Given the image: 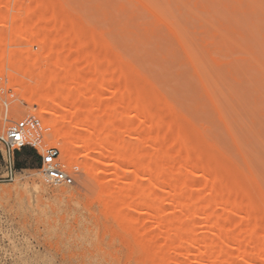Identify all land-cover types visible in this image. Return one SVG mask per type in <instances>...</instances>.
<instances>
[{"label":"rangeland","instance_id":"374dc122","mask_svg":"<svg viewBox=\"0 0 264 264\" xmlns=\"http://www.w3.org/2000/svg\"><path fill=\"white\" fill-rule=\"evenodd\" d=\"M31 116L38 150L0 144V264H264V0H0V135ZM67 119L103 144L69 153Z\"/></svg>","mask_w":264,"mask_h":264},{"label":"built area","instance_id":"2783aa9c","mask_svg":"<svg viewBox=\"0 0 264 264\" xmlns=\"http://www.w3.org/2000/svg\"><path fill=\"white\" fill-rule=\"evenodd\" d=\"M44 138V127L42 122L36 117H28L20 121L12 122L6 131L0 135V144L4 146L9 159L30 146L36 150L42 146ZM60 150L56 147L49 148L42 156V171L46 181L53 185L73 186L76 184L78 171L67 172L61 167L59 161ZM12 170L9 177L13 179Z\"/></svg>","mask_w":264,"mask_h":264},{"label":"bare ground","instance_id":"6f19581e","mask_svg":"<svg viewBox=\"0 0 264 264\" xmlns=\"http://www.w3.org/2000/svg\"><path fill=\"white\" fill-rule=\"evenodd\" d=\"M61 40H58V42L61 43L60 42ZM53 50L54 51L57 50V52L59 50V53H60L59 47L55 46L53 48ZM61 50H62L61 52H63L62 48H61ZM54 51H53V53L55 54ZM53 53L50 51V53L46 55V57L48 58L50 63H52L53 65H56V66H58V65L62 66L63 65V58H61L62 53H60V54L58 53L56 55H54ZM60 55H61V57H60ZM63 67H65V66H63ZM111 123H112L111 119H107L105 122V124L108 126ZM56 127H57V129H56ZM55 130L58 131V134H56V139L62 140L67 145V150L69 151V153L74 152V148H76L77 146L78 147L82 146V148L81 147L80 148L77 147V148L78 149H85L86 155H91L93 153V151L96 150L92 147V145H95V144L102 145L103 144L102 138H101V130L99 129V122L98 121H87V122L76 121V122H74L71 119H67V120H63L60 123H57L55 125ZM102 135L103 136L105 135L107 137L109 136L106 131ZM86 168H88V167H86ZM101 193H102V190H101Z\"/></svg>","mask_w":264,"mask_h":264}]
</instances>
